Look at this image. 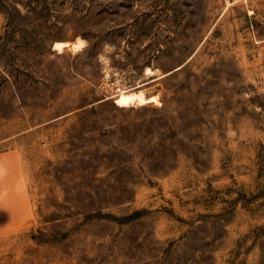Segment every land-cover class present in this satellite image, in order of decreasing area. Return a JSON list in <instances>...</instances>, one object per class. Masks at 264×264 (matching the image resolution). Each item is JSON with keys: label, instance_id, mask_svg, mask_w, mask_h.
Listing matches in <instances>:
<instances>
[{"label": "rangeland", "instance_id": "1", "mask_svg": "<svg viewBox=\"0 0 264 264\" xmlns=\"http://www.w3.org/2000/svg\"><path fill=\"white\" fill-rule=\"evenodd\" d=\"M11 153L0 264H264V0H0Z\"/></svg>", "mask_w": 264, "mask_h": 264}, {"label": "crops", "instance_id": "2", "mask_svg": "<svg viewBox=\"0 0 264 264\" xmlns=\"http://www.w3.org/2000/svg\"><path fill=\"white\" fill-rule=\"evenodd\" d=\"M9 174V182L4 177ZM22 166L20 157L16 153L0 155V210L5 209L10 218L11 225L24 228L31 224L32 209L27 191L22 182ZM6 183V185H4ZM6 186V188H5ZM6 193H8L6 195ZM2 194V195H1ZM4 229L0 224V235Z\"/></svg>", "mask_w": 264, "mask_h": 264}, {"label": "bare ground", "instance_id": "3", "mask_svg": "<svg viewBox=\"0 0 264 264\" xmlns=\"http://www.w3.org/2000/svg\"><path fill=\"white\" fill-rule=\"evenodd\" d=\"M67 45L68 43H62V42L56 43V47L59 49H62L64 46H67ZM155 100H156V97L146 98L142 91L125 92L123 93V95H121L122 104L125 106L130 105L131 103L136 102V101H139L140 103H144V102H150V101H155Z\"/></svg>", "mask_w": 264, "mask_h": 264}]
</instances>
